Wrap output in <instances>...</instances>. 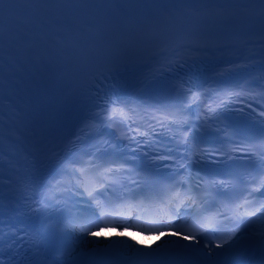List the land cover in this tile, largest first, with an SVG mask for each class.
I'll use <instances>...</instances> for the list:
<instances>
[{"label": "snow or ice", "instance_id": "6c2138e0", "mask_svg": "<svg viewBox=\"0 0 264 264\" xmlns=\"http://www.w3.org/2000/svg\"><path fill=\"white\" fill-rule=\"evenodd\" d=\"M3 7L6 19L15 18L14 5ZM253 12L264 18V0L247 7L198 5L183 8L182 12L171 10L164 16L246 19ZM241 67L244 65H235L217 75L225 77ZM162 70L171 71V64ZM219 83L228 86L206 89L220 94L203 111L199 105L204 93L193 90L197 86L191 83L183 90L186 104L170 100L149 106L150 113L145 108L153 123H148L143 131L130 126L135 123L133 116L138 104L119 95H98L95 98L99 101L98 111L86 118L68 144L73 149L82 145L87 136L85 129H113L112 117L117 113L129 122L125 125L128 130L118 127L115 132L109 131L110 139L89 145L79 155L66 145L59 151L54 146L39 158L33 156L18 183L21 199L39 219L40 227L32 234H21L23 230L15 229L14 225L9 233L0 227V254H6L2 246L3 237L7 236L9 264H19L16 256L25 242L38 249L34 254L37 258H29L26 264H70L75 251L69 250L73 241L83 245L107 240L111 243L105 247L127 249L135 264H153L150 258L160 250L163 241L166 246L180 250L177 255L188 252L197 259L207 258L206 264H264V199L256 198V194L264 196V108L257 111L246 103L257 97L264 99V84L257 85V92L249 90L247 82L221 79ZM236 103L244 106L230 107ZM193 105L199 123H193L189 115ZM246 109L256 114L253 120L260 118L259 127L229 118L230 112L243 114ZM159 130H163L161 135L167 134V144L154 138ZM109 149L113 150L112 155L108 154ZM137 153L140 163H136ZM213 192L224 198L221 207L203 215L207 200L201 193L214 198ZM145 203L157 209L151 219L119 211ZM189 209L198 219L189 222ZM102 227L115 228L117 236L97 235ZM128 229L155 234L160 239L144 245L125 236L123 233ZM86 237L92 241H86ZM48 250L60 252V257L49 262ZM0 264L5 262L0 260ZM87 264L111 262L97 253Z\"/></svg>", "mask_w": 264, "mask_h": 264}, {"label": "bare ground", "instance_id": "6f19581e", "mask_svg": "<svg viewBox=\"0 0 264 264\" xmlns=\"http://www.w3.org/2000/svg\"><path fill=\"white\" fill-rule=\"evenodd\" d=\"M114 1V0H110ZM120 1L121 3H128L130 0H117ZM139 1L140 5L142 6V9H148L152 5H157L160 3H166L172 0H137ZM192 110L196 111V105L192 106ZM191 211H187V214H190ZM125 236H131L133 239L137 240L139 243L147 245V244H152L155 241L160 239V236L153 235V236H142L137 233L129 232V231H124L123 233ZM97 235L99 236H117V231L115 230H101L97 232ZM163 235V233H161ZM86 241L91 242L92 238L91 237H86ZM170 239L169 237H165V240ZM111 242L107 240H101L96 242L95 244L91 243H84L81 245L80 241H74L73 248L75 249L73 253V257L75 254H83L85 257H92L95 252L97 251L98 248L103 247L106 248L109 252V254L113 257H116L118 255L120 256H125V257H131L132 255L128 253L127 249H114V248H109L105 247L109 245ZM161 247H168L164 244L163 241H161ZM172 247V246H169ZM67 259V258H66Z\"/></svg>", "mask_w": 264, "mask_h": 264}]
</instances>
